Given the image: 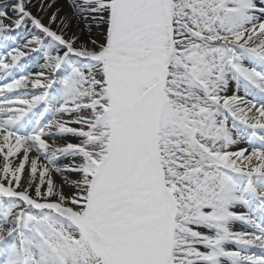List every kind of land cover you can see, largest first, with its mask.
Returning <instances> with one entry per match:
<instances>
[{
    "label": "snow or ice",
    "instance_id": "1",
    "mask_svg": "<svg viewBox=\"0 0 264 264\" xmlns=\"http://www.w3.org/2000/svg\"><path fill=\"white\" fill-rule=\"evenodd\" d=\"M0 264H264V0H0Z\"/></svg>",
    "mask_w": 264,
    "mask_h": 264
},
{
    "label": "rangeland",
    "instance_id": "2",
    "mask_svg": "<svg viewBox=\"0 0 264 264\" xmlns=\"http://www.w3.org/2000/svg\"><path fill=\"white\" fill-rule=\"evenodd\" d=\"M9 2H10V0H9Z\"/></svg>",
    "mask_w": 264,
    "mask_h": 264
}]
</instances>
